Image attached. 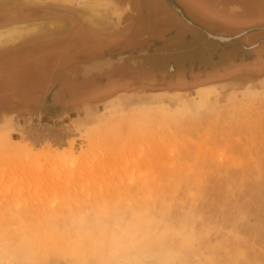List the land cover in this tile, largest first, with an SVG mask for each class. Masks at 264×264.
I'll use <instances>...</instances> for the list:
<instances>
[{"label": "rangeland", "instance_id": "obj_1", "mask_svg": "<svg viewBox=\"0 0 264 264\" xmlns=\"http://www.w3.org/2000/svg\"><path fill=\"white\" fill-rule=\"evenodd\" d=\"M170 1L142 5L173 23L146 33L148 78L64 108L39 83L12 85L8 65L79 24L107 37L129 6L0 0V264H264V0ZM94 6L109 14L101 30ZM29 23L45 31L9 34Z\"/></svg>", "mask_w": 264, "mask_h": 264}, {"label": "flooded vegetation", "instance_id": "obj_2", "mask_svg": "<svg viewBox=\"0 0 264 264\" xmlns=\"http://www.w3.org/2000/svg\"><path fill=\"white\" fill-rule=\"evenodd\" d=\"M155 1L122 0L123 9L126 5L129 6L127 8L129 10H124L126 16L122 22L123 28H119L117 32H112L107 37L98 36L91 27L79 24L61 36L48 38L25 48V52H28L30 59L22 62L14 60L8 65L9 68L12 67V71L17 68L19 71L16 74L17 77L10 78L9 82L16 88L27 89L31 95H33L39 83V87L43 90L35 95L44 97L45 101L49 102L47 106L56 102L61 107L66 108L73 104L75 99L101 97L109 93V90L118 81L125 83L136 79L144 81V78H148L151 73L154 63L157 62L150 61L149 56L156 55V52L152 53L150 49L157 47L158 44H145L147 34L152 33L154 30L158 32L165 28L166 24H173L168 22L162 27V23L166 21L165 12H157L156 19L150 18V13L142 9L143 4L149 6L155 4ZM169 2L172 3L170 0ZM176 10L177 18L181 22L192 23L185 12L178 10V8ZM53 14L64 18L70 16L64 12ZM151 19L157 21L154 23ZM190 29L198 31L199 28L190 27ZM242 34L245 35L247 32L241 31L235 36L239 37ZM183 39L179 36V40ZM137 42L138 45H136ZM258 45V43H254L247 48L253 49ZM135 49L138 50L136 55L134 54ZM23 50L21 51L23 52ZM102 50L108 52L103 56L100 53ZM180 54L184 53L179 52L177 55ZM44 55L45 58L42 59ZM107 58L112 59L110 67L105 66L100 69L89 70L90 72L85 69V66L90 65L91 62L94 64ZM0 63H2V59H0ZM169 69L171 71L175 70L173 67H169ZM8 72L11 71L8 70ZM157 75L160 78L159 73ZM0 82H2L4 89L6 79H2ZM105 96L111 97L110 95ZM31 99L33 102L34 98Z\"/></svg>", "mask_w": 264, "mask_h": 264}, {"label": "bare ground", "instance_id": "obj_3", "mask_svg": "<svg viewBox=\"0 0 264 264\" xmlns=\"http://www.w3.org/2000/svg\"><path fill=\"white\" fill-rule=\"evenodd\" d=\"M99 2V1H98ZM95 3V2H94ZM103 5H104V1H103V3H102ZM95 5V4H94ZM97 5V4H96ZM91 12H94V14H92L89 18H87V21L91 24V25H93V26H95V27H97V28H101L102 26H104V25H106V18L109 16V14H108V16L107 15H105V14H107V13H105L104 11H103V9H101V7L100 8H96L95 6L94 7H89L88 8ZM107 9V8H106ZM111 16V15H110ZM54 22V21H53ZM57 22V21H56ZM38 24V23H37ZM37 24L35 25V24H32V23H29V24H27L26 26H15V27H12L11 29H8V30H10L9 31V34L10 35H13V37L14 38H16V37H23V36H28V35H32V34H34V33H39V32H37V31H45V30H42V27H38L37 26ZM54 23H52V21H51V23L48 25V27H54V25H53ZM59 24V23H58ZM59 26V25H58ZM57 26V27H58ZM55 28V27H54ZM52 29V28H51ZM7 30V31H8ZM35 35V34H34ZM218 37H221L222 39H220V41H229L230 40V38L228 39V37L227 36H223V35H217ZM12 38V37H11ZM10 38V39H11ZM16 40V39H15ZM10 41V40H9ZM94 62V61H93ZM112 63V59H109V58H107V59H104V60H101L100 62L98 61V62H95L94 64L91 62V64L90 65H87V66H85L86 68L85 69H87V71H89V70H93V69H100V68H103V67H105V66H108L109 64H111ZM88 64V63H87ZM90 72V71H89ZM205 88H203L202 90H204ZM200 90V89H199ZM206 91V90H205ZM147 109H145V108H140V109H137L136 110V115H135V117H138L139 119H143V121H147V122H155V116H151L148 112H144V111H146ZM165 113V110H163V111H161V112H159V114L160 115H163ZM167 115V114H166ZM122 118H129V116H127V114H123L122 116H121ZM164 117V116H163ZM160 119H162V118H160ZM163 119H166L165 117L163 118ZM157 120V119H156ZM101 121H103L102 120V118H98V122H101ZM169 165V164H168ZM172 165V164H171ZM189 194V193H188ZM173 197V196H172ZM164 199V198H163ZM172 199V198H171ZM170 199V200H171ZM165 200H166V197H165ZM174 200H176V199H174ZM172 202V201H171ZM170 202V203H171ZM176 207V206H175ZM40 232V231H39ZM40 234V233H39ZM38 240V239H37ZM41 244V243H40ZM42 244H44V241H43V243ZM44 245H46V244H44ZM3 249H5V248H3ZM42 249H43V247H42Z\"/></svg>", "mask_w": 264, "mask_h": 264}, {"label": "water", "instance_id": "obj_4", "mask_svg": "<svg viewBox=\"0 0 264 264\" xmlns=\"http://www.w3.org/2000/svg\"><path fill=\"white\" fill-rule=\"evenodd\" d=\"M56 12V11H55ZM245 33V32H244ZM208 37H210V38H213V39H216V40H219L220 41V39H222L221 37H218L217 35H211V34H208ZM230 37H228V39H229ZM231 39V38H230ZM106 67H110V64L108 65V66H106ZM93 70H95V69H93ZM97 71V70H96ZM99 71V70H98Z\"/></svg>", "mask_w": 264, "mask_h": 264}, {"label": "crops", "instance_id": "obj_5", "mask_svg": "<svg viewBox=\"0 0 264 264\" xmlns=\"http://www.w3.org/2000/svg\"><path fill=\"white\" fill-rule=\"evenodd\" d=\"M154 13H155V12H154ZM155 14H156V13H155ZM90 16H91V15H90ZM90 16H89V17H90ZM89 17H87V18H89ZM87 18H86V19H87ZM87 22H88V21H87ZM88 23H89V22H88ZM90 25H91V24H90ZM91 26H92L94 29H100V30H101L105 25L102 26L101 28H97V27H95V26H93V25H91Z\"/></svg>", "mask_w": 264, "mask_h": 264}]
</instances>
